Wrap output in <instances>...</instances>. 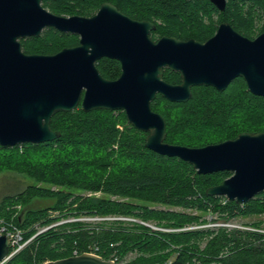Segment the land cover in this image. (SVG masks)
<instances>
[{"label": "trees", "instance_id": "1", "mask_svg": "<svg viewBox=\"0 0 264 264\" xmlns=\"http://www.w3.org/2000/svg\"><path fill=\"white\" fill-rule=\"evenodd\" d=\"M104 2L130 18L153 22L152 39L165 35L204 42L221 22L246 37L264 30V0H226L223 11L209 0H42V5L57 15L86 17ZM20 42L27 54H54L77 44V36L47 27ZM96 67L109 80L120 74L113 59L103 58ZM162 79L181 83L180 74L167 68ZM151 108L164 118V141L171 144L200 147L264 131V98L248 92L240 77L223 90L193 86L184 102L157 94ZM50 127L60 133L52 141L0 146V172L14 171L35 182L0 203V217L12 220L24 241L31 239L4 264H44L89 252L115 264L129 254L135 257L125 264H264V234L200 228L207 215L216 222L264 215V192L244 206L207 196L208 188L231 173L198 174L177 157L147 149V132L129 124L121 110H59ZM32 200L54 203L32 210ZM70 217L103 221L56 225Z\"/></svg>", "mask_w": 264, "mask_h": 264}, {"label": "water", "instance_id": "2", "mask_svg": "<svg viewBox=\"0 0 264 264\" xmlns=\"http://www.w3.org/2000/svg\"><path fill=\"white\" fill-rule=\"evenodd\" d=\"M223 11L226 0H209ZM52 27L79 35L77 46L54 54H27L20 39ZM151 21L134 20L104 2L90 17L57 15L42 0H0V146L49 142L60 133L50 127L56 111L97 108L121 110L135 129L147 132L145 147L177 157L198 174L229 171L206 195L244 206L264 192V131L242 132L233 139L200 147L164 141L166 124L151 108L157 94L171 102L191 97L193 86L223 90L242 77L247 88L264 97V31L254 39L221 22L204 42L162 36L153 41ZM116 59L121 72L104 78L95 62ZM176 71L181 83L162 79L163 69ZM9 253L0 236V263ZM44 264H114L83 253Z\"/></svg>", "mask_w": 264, "mask_h": 264}, {"label": "rangeland", "instance_id": "3", "mask_svg": "<svg viewBox=\"0 0 264 264\" xmlns=\"http://www.w3.org/2000/svg\"><path fill=\"white\" fill-rule=\"evenodd\" d=\"M35 182L27 177H25V175L23 174H19L17 172L14 171H2L0 172V203L3 200V198L5 197H11V196H15L19 193H21L22 191H24L27 187L34 185ZM96 196H99V194H97ZM54 201L52 200H32L29 205L28 208L32 209V210H41V209H46V208H50L53 206ZM161 208V207H159ZM19 209V208H17ZM194 213V212H193ZM53 215H56L55 213H53ZM205 219L207 220V224L204 226H201L200 228H236L239 230H249V231H257L261 234H264V215L262 216H258V217H254V216H249L246 218H242V217H237V218H233L231 220H229L228 222H216V221H212V219L215 216H204ZM126 221H131L130 219H125ZM103 219L100 218H96V217H79V218H68V219H64L59 221L56 225L59 224H63V223H70V222H80L83 225H94L97 224L99 222H102ZM258 221H262L263 224L258 227V228H253V226H251L252 223L258 222ZM151 227V226H150ZM152 230H158V228L155 227H151ZM45 229H40L39 232L45 231ZM161 231H170V230H163L161 229ZM135 255L134 254H129L128 257L126 258V261L124 262H116V264H125L127 262H129L130 260L134 259ZM173 259V258H172ZM171 259V260H172ZM169 264V263H168Z\"/></svg>", "mask_w": 264, "mask_h": 264}, {"label": "built area", "instance_id": "4", "mask_svg": "<svg viewBox=\"0 0 264 264\" xmlns=\"http://www.w3.org/2000/svg\"><path fill=\"white\" fill-rule=\"evenodd\" d=\"M0 236H6L8 239V242H9L8 256L0 264L6 263L15 254L19 253L31 240V239H29L27 241H24L23 240V231L21 229H19L14 224V222L12 220L7 221L1 217H0ZM86 254L98 256L93 252H89ZM74 256H78V255L76 253H74ZM112 262L115 264L114 261H112Z\"/></svg>", "mask_w": 264, "mask_h": 264}, {"label": "flooded vegetation", "instance_id": "5", "mask_svg": "<svg viewBox=\"0 0 264 264\" xmlns=\"http://www.w3.org/2000/svg\"><path fill=\"white\" fill-rule=\"evenodd\" d=\"M99 9V8H98ZM97 9V10H98ZM97 10L93 13V14H91V15H89V16H86V17H90V16H93L96 12H97ZM120 11V10H119ZM126 15V14H125ZM129 17V16H128ZM131 19H133V18H131ZM134 20H136V19H134ZM146 21H148V20H146ZM153 23V22H152ZM154 24V23H153ZM155 25V24H154ZM217 29V28H216ZM155 30V29H154ZM154 30H152V31H154ZM152 31H150V34H149V36H150V38H151V32ZM264 30H262V31H258V32H256L253 36H251V37H248V38H250V39H254L258 34H260L261 32H263ZM70 34H72V33H70ZM73 35H76L77 36V44H75V45H73V46H77L78 45V43H79V35H77V34H73ZM163 36H165V35H163ZM162 37V36H161ZM174 37V36H173ZM246 37V36H245ZM160 37H158V38H156V39H152L153 41H157L158 39H159ZM182 40V39H181ZM73 46H71V47H73ZM103 58H108V57H101V58H99V59H97L96 60V62H95V65H96V63L99 61V60H101V59H103ZM109 59H112V58H109ZM113 60H116V59H113ZM117 61V60H116ZM118 63H119V61H117ZM119 66H120V63H119ZM165 69V68H164ZM168 69V68H167ZM172 71V70H171ZM120 72H121V68H120ZM238 77H240V76H238ZM238 77H235V78H238ZM234 78V79H235ZM240 78H242V77H240ZM233 79V80H234ZM243 79V78H242ZM246 85V84H245ZM246 90L248 91V92H250L251 94H253V95H256V94H254V93H252L248 88H247V86H246ZM256 96H260V95H256ZM260 97H263V96H260ZM264 98V97H263Z\"/></svg>", "mask_w": 264, "mask_h": 264}]
</instances>
